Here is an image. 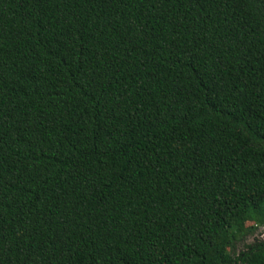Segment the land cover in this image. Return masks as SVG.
<instances>
[{
  "label": "trees",
  "instance_id": "1",
  "mask_svg": "<svg viewBox=\"0 0 264 264\" xmlns=\"http://www.w3.org/2000/svg\"><path fill=\"white\" fill-rule=\"evenodd\" d=\"M258 225L264 0H0V264H264Z\"/></svg>",
  "mask_w": 264,
  "mask_h": 264
},
{
  "label": "rangeland",
  "instance_id": "2",
  "mask_svg": "<svg viewBox=\"0 0 264 264\" xmlns=\"http://www.w3.org/2000/svg\"><path fill=\"white\" fill-rule=\"evenodd\" d=\"M250 223L248 226H251ZM264 241V225L248 227L243 233L237 235L230 248L234 257L240 256L254 244H260Z\"/></svg>",
  "mask_w": 264,
  "mask_h": 264
}]
</instances>
